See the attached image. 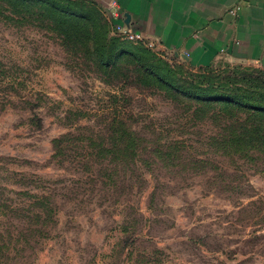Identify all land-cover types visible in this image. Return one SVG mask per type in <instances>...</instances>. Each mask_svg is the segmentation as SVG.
<instances>
[{
    "label": "rangeland",
    "instance_id": "1",
    "mask_svg": "<svg viewBox=\"0 0 264 264\" xmlns=\"http://www.w3.org/2000/svg\"><path fill=\"white\" fill-rule=\"evenodd\" d=\"M152 45L0 0V264H264V67Z\"/></svg>",
    "mask_w": 264,
    "mask_h": 264
},
{
    "label": "crops",
    "instance_id": "2",
    "mask_svg": "<svg viewBox=\"0 0 264 264\" xmlns=\"http://www.w3.org/2000/svg\"><path fill=\"white\" fill-rule=\"evenodd\" d=\"M72 1L100 12L111 28L127 21L190 66L225 58L264 67V0Z\"/></svg>",
    "mask_w": 264,
    "mask_h": 264
},
{
    "label": "trees",
    "instance_id": "3",
    "mask_svg": "<svg viewBox=\"0 0 264 264\" xmlns=\"http://www.w3.org/2000/svg\"><path fill=\"white\" fill-rule=\"evenodd\" d=\"M98 58H100V60H102L101 59L102 57H98ZM194 90H195V92L193 94H189L186 91H184L183 89L177 88V92H175V93L180 94V92H181L182 96H185L188 98V100H192L195 102H198V100L201 99L202 100L201 103H203L204 107L209 106L210 102L207 98H211V97L198 94V90H200V87H198V86H196V88H194ZM204 92H202V94H204ZM246 105L252 107L251 109H253V111H260L261 109H263V106L259 102L247 103ZM128 138H130V137H128ZM260 142H262V140ZM232 144H233V147L230 150L227 149V147H222L221 149L226 151V152H229L232 155H236V154L241 155V154H247V153L249 154L250 148H252L251 145H249V147L246 149V145L244 144V141L239 140L238 138L236 139V141H233ZM240 148H242V149H240ZM158 154H160V153H158Z\"/></svg>",
    "mask_w": 264,
    "mask_h": 264
},
{
    "label": "built area",
    "instance_id": "4",
    "mask_svg": "<svg viewBox=\"0 0 264 264\" xmlns=\"http://www.w3.org/2000/svg\"><path fill=\"white\" fill-rule=\"evenodd\" d=\"M237 12V9H233L230 11V14L235 15ZM113 32L122 40L128 41V42H144L146 43V46L150 49H153L152 41L147 39L144 35L141 33H135L131 30L129 27V24H122V23H116L112 25Z\"/></svg>",
    "mask_w": 264,
    "mask_h": 264
},
{
    "label": "water",
    "instance_id": "5",
    "mask_svg": "<svg viewBox=\"0 0 264 264\" xmlns=\"http://www.w3.org/2000/svg\"><path fill=\"white\" fill-rule=\"evenodd\" d=\"M125 24H127V21H125Z\"/></svg>",
    "mask_w": 264,
    "mask_h": 264
}]
</instances>
